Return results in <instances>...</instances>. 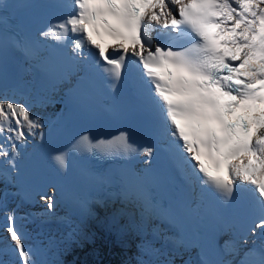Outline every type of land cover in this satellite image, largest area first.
<instances>
[{
    "label": "snow or ice",
    "instance_id": "6c2138e0",
    "mask_svg": "<svg viewBox=\"0 0 264 264\" xmlns=\"http://www.w3.org/2000/svg\"><path fill=\"white\" fill-rule=\"evenodd\" d=\"M65 7L74 11L61 15ZM23 8L31 22L42 25L36 29L39 37L58 45L70 43L75 55L64 69L65 79L78 74H82L80 82L88 79L91 69L83 56L85 49L95 50L92 68L105 75L113 91L121 82L126 61L139 69L140 79L131 76L126 86L129 119L162 135L166 141L160 149L163 160L186 184L190 180L183 171L189 168L201 185L217 194L219 215L231 219L241 212L258 213L259 222L251 231L259 228L264 234V0H71L70 5L64 0H30ZM152 25L167 30L166 35L186 37L188 46L154 45L145 31ZM94 34L110 36L117 43H97ZM17 37L0 33V137L6 141L0 143V157L13 168L19 146L42 128L40 117L26 103L9 98L16 96V90L8 86L9 42L29 58L35 57L40 43ZM129 140L127 131L96 144L89 134H82L51 159L63 170L68 152L84 146L88 151L107 145L124 154L137 152ZM155 152V145L142 149L148 161L161 159ZM30 162L36 169L44 166L41 149L33 152ZM222 170L227 178L219 175ZM159 171L167 176L166 168ZM44 198L52 209L53 200ZM143 206L146 211H163L181 236L190 233V242L197 245L205 216L196 200L176 198L161 208L145 188ZM18 219L22 218L14 211L6 214L3 228L11 247L0 249V255L10 253L13 260L3 264H43L36 258L39 249L24 242L27 234ZM179 243L183 245V240ZM228 252L238 254L236 248ZM250 254L245 253L239 264H249ZM166 264L175 261L169 259ZM200 264L233 262L201 256ZM256 264H264V251Z\"/></svg>",
    "mask_w": 264,
    "mask_h": 264
},
{
    "label": "bare ground",
    "instance_id": "6f19581e",
    "mask_svg": "<svg viewBox=\"0 0 264 264\" xmlns=\"http://www.w3.org/2000/svg\"><path fill=\"white\" fill-rule=\"evenodd\" d=\"M148 28L152 30L159 29L160 27L158 25H152ZM68 87L69 85L63 84L57 88L54 93L50 94L46 91L38 90L34 82L31 79H27L23 80L20 86L15 88V97L9 96V98H15L21 103H26L31 108L34 115L40 117V123L42 125L41 129H37L36 135L28 137L26 145L19 146V155L16 160L17 167L21 165L22 156L34 147L39 140L40 133L44 131L51 119L57 114L62 101V92ZM0 143H6L3 137H0ZM13 169L14 168L4 157H0V202H2L0 217L4 223H6V214L14 211L18 218H22L17 220V224L23 225V231L27 234V239L24 242L28 245L32 246L34 241L32 243L29 241L36 239L33 238V236H36V234L39 235L40 233H47L49 236L55 234H57V236H64L69 245L74 243L76 238H82L88 245L91 236L94 235L101 237L106 243V245H102V252L106 253V251L111 250L114 246L119 249L128 245L131 247V251H129V248L127 250L124 249L126 250V253H123L125 258L128 259V256H134V252L136 251L137 256H141L146 264H166L169 259H174L175 264H185L186 261L188 264H192V261L196 258L195 251H182L179 249L178 242L170 241L166 229L169 228L170 233L174 235H176V233L166 225L163 227L155 225L158 224V221L153 223L150 213L143 211L139 207L138 200L133 196H130L131 198L129 200L126 199V201H123L115 207H108L105 204L97 205L94 210L95 217L84 223H80L76 220L71 221L67 218L64 209L58 204L59 198L54 190H50L49 194L42 195L41 198L37 199L34 203H26L22 193H19L17 187L14 185L12 176ZM44 197L53 200L52 209L47 207V200ZM124 205L127 206L129 210H136L138 217H133L130 213V217L128 218L125 214L121 213L123 209L120 210L118 208L112 210ZM117 226L122 228V230L120 229L123 231L122 236H113V230ZM2 232H4V228L0 223V246L2 249L10 248L11 244L6 234ZM132 234H135V239ZM96 239L98 238L96 237ZM255 239H260L264 242V234L261 233V230L252 234L251 240ZM238 242L239 241H235V243H232L233 248L238 247ZM52 244L50 248H47L48 251L51 248H56L54 240ZM62 248H64V246ZM132 249H135V251ZM47 250L45 247L40 248V256L38 255L36 257L44 264L47 262ZM120 255L124 258L122 253ZM53 257L57 258L53 259V262L58 264V256ZM105 260L106 259L100 264H106ZM228 261L230 260H226V262Z\"/></svg>",
    "mask_w": 264,
    "mask_h": 264
},
{
    "label": "rangeland",
    "instance_id": "374dc122",
    "mask_svg": "<svg viewBox=\"0 0 264 264\" xmlns=\"http://www.w3.org/2000/svg\"><path fill=\"white\" fill-rule=\"evenodd\" d=\"M124 206L116 207L112 210H115L118 208L120 210L123 209V210H121V213L125 214L128 218L130 217V213L133 217H137V213L135 211H133V210L129 211V210H127L128 209L127 206H125V207ZM0 209H1V206H0ZM0 212H1V210H0ZM0 223L2 225L5 224L4 221L1 219V217H0ZM120 229L122 230V228H119V226H117L113 230V233H112L113 236H122L123 231H121ZM120 231H121V233H120ZM2 233L6 234L5 231ZM43 234L40 233L39 235H37V234H36V236L34 235L33 238H36L37 240L32 239L29 242L32 243L34 241L32 243L33 249H40V248L45 247V249L47 250V248H50L53 245L52 241L53 240L55 241L56 239H58L57 245H55L56 248H54V249L51 248L49 251H47L48 255L46 257V259H47L46 264H55V262H53V259H57V258H54L53 256H58V258H59V261H58L59 263L57 262L58 264H100L101 262L104 261V259H106L105 260L106 264H112V263L113 264H141V261H143L141 256H137V252L135 251V249H132L135 251L134 256H131V257L128 256V259L125 258L123 253H126L125 251L128 248H129V251H131V247H129L128 245H126L127 247L125 246L124 248H119V249H118V247L114 246V247H112L111 250L106 251V253L102 252V245H106V243L104 242V239H102L101 237H98V236H94V235L91 236V234H90L91 238H90L88 245L84 242V240L82 238H76L74 240L75 241L74 243H72L70 245L69 244L66 245L65 244L66 241L63 238V236H57V234L52 235V236H49L47 233L46 234L43 233ZM132 235H134L133 238L135 239V234H132ZM96 237L98 239H96ZM62 245L64 246V248H62L63 247ZM0 249H2L1 246H0ZM124 249H126V250H124ZM121 253L124 256V258L121 257V255H120ZM5 255H0V264H3V262L13 260V257L10 253L5 254Z\"/></svg>",
    "mask_w": 264,
    "mask_h": 264
}]
</instances>
